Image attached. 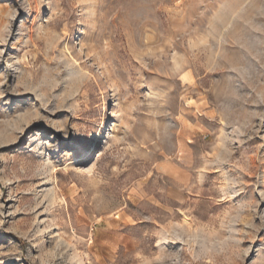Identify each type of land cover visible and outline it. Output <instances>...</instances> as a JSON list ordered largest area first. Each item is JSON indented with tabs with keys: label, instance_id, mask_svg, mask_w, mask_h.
I'll return each instance as SVG.
<instances>
[{
	"label": "rangeland",
	"instance_id": "1",
	"mask_svg": "<svg viewBox=\"0 0 264 264\" xmlns=\"http://www.w3.org/2000/svg\"><path fill=\"white\" fill-rule=\"evenodd\" d=\"M0 264H264V0H0Z\"/></svg>",
	"mask_w": 264,
	"mask_h": 264
},
{
	"label": "bare ground",
	"instance_id": "2",
	"mask_svg": "<svg viewBox=\"0 0 264 264\" xmlns=\"http://www.w3.org/2000/svg\"><path fill=\"white\" fill-rule=\"evenodd\" d=\"M222 41V40H221Z\"/></svg>",
	"mask_w": 264,
	"mask_h": 264
}]
</instances>
